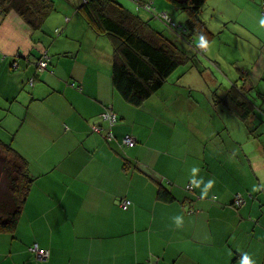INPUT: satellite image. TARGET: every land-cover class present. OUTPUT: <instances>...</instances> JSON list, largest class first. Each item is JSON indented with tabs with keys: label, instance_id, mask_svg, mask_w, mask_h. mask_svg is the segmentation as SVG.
I'll return each instance as SVG.
<instances>
[{
	"label": "crops",
	"instance_id": "obj_1",
	"mask_svg": "<svg viewBox=\"0 0 264 264\" xmlns=\"http://www.w3.org/2000/svg\"><path fill=\"white\" fill-rule=\"evenodd\" d=\"M140 1L150 8L124 0L156 31L165 30L157 12H166L177 26L187 21L174 0ZM67 3L69 9H62L52 0L36 28L14 8L0 11V118L3 126L15 127L19 140L25 137L31 152L24 157L34 176L0 264H240L242 252L264 264L263 152L243 147L256 130L243 128L246 122L227 104L232 122L219 121L201 107L191 86L176 85L172 98L162 85L139 105L127 102L112 84L118 39L93 30L78 13L79 2ZM55 11L59 19L45 20ZM197 15L211 45L202 59L224 68L227 77L239 75L238 90L253 104L247 120L260 119L263 127L264 0H206ZM166 35L194 51L176 33ZM45 54L49 62L40 71L37 61ZM230 62H237V72ZM182 69L178 77L190 73L186 64ZM107 106L118 117L109 141L90 127L106 126L99 113ZM227 126L228 135L220 130ZM125 134L137 143L121 145ZM193 165L205 181L215 179L206 196L187 188ZM238 193L244 203L236 208ZM121 198L131 201L126 209ZM178 213L184 216L180 228L171 219ZM32 242L47 249L49 259L34 260Z\"/></svg>",
	"mask_w": 264,
	"mask_h": 264
},
{
	"label": "trees",
	"instance_id": "obj_2",
	"mask_svg": "<svg viewBox=\"0 0 264 264\" xmlns=\"http://www.w3.org/2000/svg\"><path fill=\"white\" fill-rule=\"evenodd\" d=\"M72 1L79 2L78 13L93 30L97 33H110L118 39L114 47L112 84L117 92L133 105L141 104L158 90L166 82L169 74L180 64L190 63L195 54L202 55L204 52V49L196 46L192 35L203 33L207 36L209 34L197 15L206 0H174L173 2L186 12L188 18L184 25L175 27L167 25V27L193 47L196 53L188 49L189 54L166 33L152 29L148 22L141 20L115 0ZM135 1L141 2L140 0ZM11 8H14L31 27L36 28L40 26L47 12L53 8V4L52 0H0L1 12L5 13ZM170 20L176 24L171 18ZM238 88L240 89L239 86L237 88L235 86L228 90L224 100L227 102V108L247 125L250 121L247 119L251 118L253 113V104L247 94L239 92ZM110 108L116 116L115 122L109 123L101 118L106 126L102 127L100 122L98 124L100 131H93L91 128L92 132L98 133L108 141L114 138L112 127L118 119L111 106ZM246 128L250 133L254 132L253 129ZM107 132L111 133V138L106 137ZM125 135L121 137L120 144L129 147L122 142ZM134 140L132 146L137 143L135 138ZM33 180L34 176L29 170L27 158L0 139V233L13 234L19 223ZM248 194L252 197L249 192ZM243 203V197L240 204H235L233 198L234 207L239 208ZM34 243L37 244L32 242L28 245L33 259L37 262L46 261L47 259L36 258L35 251L32 249ZM39 248L42 247L39 246ZM49 256L50 254L48 259Z\"/></svg>",
	"mask_w": 264,
	"mask_h": 264
},
{
	"label": "rangeland",
	"instance_id": "obj_3",
	"mask_svg": "<svg viewBox=\"0 0 264 264\" xmlns=\"http://www.w3.org/2000/svg\"><path fill=\"white\" fill-rule=\"evenodd\" d=\"M69 0H53L54 5L58 6L61 5L63 8L62 9H69L68 2ZM72 1V0H71ZM119 4H121L125 9H127L128 5L127 2H124V0H115ZM132 4H135L133 0H128ZM152 1L151 4H153L154 0ZM142 2V1H141ZM157 5V4H155ZM127 7V8H126ZM153 8V5H152ZM128 10V9H127ZM135 10V9H134ZM65 11V10H64ZM135 13L137 12L136 10L134 11ZM61 13L59 12H52L47 17L45 20H54L53 18H58L57 16H60ZM59 19V18H58ZM58 19H56L58 21ZM162 20V19H161ZM151 21H149L150 25ZM163 30L164 32L168 33L171 32L167 28V22L163 21ZM186 24V22H185ZM51 33L54 37L57 38L58 33L56 32V29L54 28L51 29ZM182 44V43H181ZM183 50H188L186 47L182 44L180 45ZM209 50V49H208ZM208 50L204 49V52L202 55L195 54L193 57V60L190 63H187L186 66H188V69L190 70V73L185 76H179L178 77V72L180 69L182 71L184 70L185 64H180L178 66V71H173L171 74H169L167 81L163 84L164 88H168L171 93V97L177 96L176 92V85L180 86H191V89L193 91L191 94H194L195 90L197 91V94L200 93L199 98H200V104L201 107L204 106L205 111L211 112L214 111L216 113V118L222 122L224 120L225 123H230L232 120L228 118L230 114L229 110L225 108V105L227 102L224 100V96L227 93L228 90L232 89L235 87L234 83L237 82L238 86H241L240 82H238V79L240 78L239 75L237 77H233L231 74L229 77L226 76L225 73L227 71L224 68L219 67V65H216L215 63H211V65L205 63V60L202 59V57H208L209 53H207ZM187 54L189 52L187 51ZM230 61L233 60V55H230ZM222 65L226 66V62L224 60L218 61ZM205 65V66H203ZM237 62H230V68L232 72H237L239 68ZM211 72V75H209ZM209 75V76H208ZM212 77H216L218 79V82L214 84V82L211 80ZM73 83V82H72ZM71 83V84H72ZM221 84V85H220ZM155 95H158V92L156 91ZM223 98V99H222ZM6 113V112H5ZM261 121L260 119H254L253 121H249L248 124H242L243 128H250L253 130H256V138L250 139L249 141H245L243 143L244 149L248 151H255V147L258 149L261 148L263 155L262 156V163H264V126L260 127ZM225 126V125H224ZM222 127V126H221ZM15 127L8 128L7 126H3V121L0 118V134L3 137L0 138L3 142L10 144V146L18 151L20 154H22L25 157H29V151L31 152V149L26 147L25 144L27 143L25 141V137H23L21 140H19V133L18 131H11ZM8 129V130H7ZM24 129V128H23ZM224 130V132H227L230 130L229 126H227V129L225 127L221 128L220 130ZM10 130V131H9ZM25 130V129H24ZM231 133H236L238 130L237 128L232 129ZM17 133V136L14 137V135ZM25 134V131H24ZM226 134V133H225ZM263 146V148H262ZM246 194L248 193L247 190L243 191ZM2 234L0 236V253H5L8 251V249L12 245V235L10 233H0ZM7 238L8 241H5Z\"/></svg>",
	"mask_w": 264,
	"mask_h": 264
},
{
	"label": "built area",
	"instance_id": "obj_4",
	"mask_svg": "<svg viewBox=\"0 0 264 264\" xmlns=\"http://www.w3.org/2000/svg\"><path fill=\"white\" fill-rule=\"evenodd\" d=\"M135 2L138 5L143 4V3H141V2L139 3L137 1H135ZM143 6L146 7V8H150L151 5L148 2V3H144ZM155 15L158 16L159 18H161L163 21L167 22V25L169 27L171 25H172V27L177 26V24H175L174 22H172L170 20V18L168 17L166 12H157ZM47 63H48V57L45 54L43 57H41L37 61L38 70L41 71L42 69H44L46 67ZM32 81H33V79L31 78L29 83L32 84ZM71 85H74V83H72ZM99 117L109 121V123H114L115 119H116V116L112 112L110 106H108L103 112L99 113ZM91 128H92L93 131H100V126L98 124H93L91 126ZM105 135H106L107 138H111V133L110 132H107ZM134 141H135L134 138L132 136H130V135H125L123 137V139H122V142L125 143L126 145H129V146L134 144ZM187 188L188 189H192V186L189 184L187 186ZM234 200H235V204H240L242 202V196L240 195V193L235 195ZM130 204H131V201L129 199H127V198H121L120 201H119V205L123 209H126ZM32 249L35 251V255H36L37 259H40V260H46L47 259L48 255H49L48 250L43 249V248H39L37 246V244H34ZM142 264H155V263L149 262V263H142Z\"/></svg>",
	"mask_w": 264,
	"mask_h": 264
},
{
	"label": "clouds",
	"instance_id": "obj_5",
	"mask_svg": "<svg viewBox=\"0 0 264 264\" xmlns=\"http://www.w3.org/2000/svg\"><path fill=\"white\" fill-rule=\"evenodd\" d=\"M259 24L264 26V18L260 19ZM194 42L196 46L201 49L208 50L211 47L207 36L203 33L198 34L194 38ZM199 173L200 168L197 165L191 166L188 170V180L192 187L200 189L202 196H206L213 187L215 179L209 178L205 181L204 177L200 176ZM171 219L177 228L182 227L184 223V216L182 213L174 215ZM240 264H255V260L249 252H242L240 255Z\"/></svg>",
	"mask_w": 264,
	"mask_h": 264
},
{
	"label": "bare ground",
	"instance_id": "obj_6",
	"mask_svg": "<svg viewBox=\"0 0 264 264\" xmlns=\"http://www.w3.org/2000/svg\"><path fill=\"white\" fill-rule=\"evenodd\" d=\"M105 134H106V133H105ZM102 136H103V135H102ZM132 145H133V144H132ZM132 145H130V146H132ZM127 146H128V145H127ZM130 146H129V147H130ZM34 244H35V243H34ZM38 247H39V246H38Z\"/></svg>",
	"mask_w": 264,
	"mask_h": 264
}]
</instances>
